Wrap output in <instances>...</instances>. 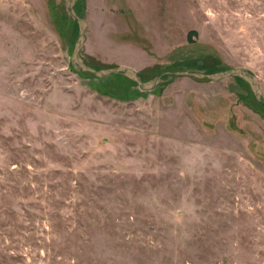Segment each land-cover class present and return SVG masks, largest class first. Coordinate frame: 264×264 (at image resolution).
<instances>
[{"label":"rangeland","instance_id":"rangeland-1","mask_svg":"<svg viewBox=\"0 0 264 264\" xmlns=\"http://www.w3.org/2000/svg\"><path fill=\"white\" fill-rule=\"evenodd\" d=\"M69 2L0 0V264H264V0L74 7L261 102Z\"/></svg>","mask_w":264,"mask_h":264},{"label":"water","instance_id":"water-1","mask_svg":"<svg viewBox=\"0 0 264 264\" xmlns=\"http://www.w3.org/2000/svg\"><path fill=\"white\" fill-rule=\"evenodd\" d=\"M77 0H70L68 11L71 17L77 22L78 25V37L74 43L73 51L70 57V64L76 72L80 73H87L96 78H106L111 75H121L134 83L138 86L141 91H151L156 86L157 81L167 75L176 76V77H186V78H193L197 80H206L209 82H219L228 78H238L244 81L253 92L257 101L261 102L262 90L258 85L254 76H252L247 70L243 68H231L225 71L216 72L213 74H205L200 72H188V71H174V72H164L160 75H157L152 80L143 82L142 79L138 76L137 72L127 66H116L107 69L96 70L89 66H87L81 56L80 51L84 44L85 38V30L87 27V23L81 19L74 11V7Z\"/></svg>","mask_w":264,"mask_h":264},{"label":"trees","instance_id":"trees-1","mask_svg":"<svg viewBox=\"0 0 264 264\" xmlns=\"http://www.w3.org/2000/svg\"><path fill=\"white\" fill-rule=\"evenodd\" d=\"M195 35L194 31H190L187 35V42L190 44L191 43V37ZM208 74V73H207Z\"/></svg>","mask_w":264,"mask_h":264}]
</instances>
